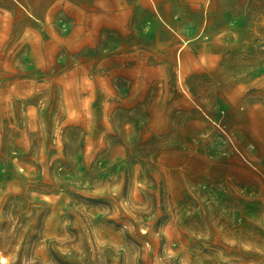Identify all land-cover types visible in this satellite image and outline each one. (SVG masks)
<instances>
[{
	"label": "rangeland",
	"instance_id": "1",
	"mask_svg": "<svg viewBox=\"0 0 264 264\" xmlns=\"http://www.w3.org/2000/svg\"><path fill=\"white\" fill-rule=\"evenodd\" d=\"M0 264H264V0H0Z\"/></svg>",
	"mask_w": 264,
	"mask_h": 264
}]
</instances>
